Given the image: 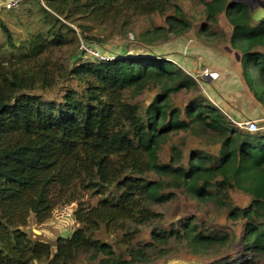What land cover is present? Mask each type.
<instances>
[{
    "label": "trees",
    "instance_id": "trees-1",
    "mask_svg": "<svg viewBox=\"0 0 264 264\" xmlns=\"http://www.w3.org/2000/svg\"><path fill=\"white\" fill-rule=\"evenodd\" d=\"M34 1L46 27L28 39L16 43L0 21V264H149L174 246L206 258L236 243L195 216L160 228L156 207L178 191L226 208L229 219L244 223L246 264L264 260V130H240L202 96L178 107L175 96L197 84L171 59L126 49L113 55L98 46L113 59L79 58L81 40H108L95 30L125 33L140 16L165 15V24L138 34L139 44L188 33L194 25L178 0ZM187 1L204 6L201 33L213 35L210 26L226 17L242 77L264 108V18L255 21L244 1ZM150 87L159 89L150 103L135 101ZM189 131L203 136L204 146L185 156L173 145L163 162L162 146ZM235 191L249 197L245 206L232 203ZM73 203L78 227L70 236L50 243L28 231L32 217L45 223ZM147 223H156L152 241L135 243ZM103 230L122 233L120 249L98 237ZM206 264L239 263L223 257Z\"/></svg>",
    "mask_w": 264,
    "mask_h": 264
},
{
    "label": "rangeland",
    "instance_id": "rangeland-1",
    "mask_svg": "<svg viewBox=\"0 0 264 264\" xmlns=\"http://www.w3.org/2000/svg\"><path fill=\"white\" fill-rule=\"evenodd\" d=\"M238 1L246 2L255 12L260 7L259 2L255 0ZM178 2L189 14L194 25L193 29L184 35L161 39L152 46L139 44L136 40L138 34L165 24V15L155 13L134 18L129 31L125 33L119 30L111 31L108 27L97 29L93 33L100 38L107 37L108 40L100 45H91L98 46L99 49L113 55H118L126 49L129 53L151 54L171 59L197 84L191 90L183 91L175 96L174 103L178 107L184 109L192 99L202 96L222 112L232 124L254 120L261 127L260 131L264 130V108L256 101L242 77L240 56L238 58V52L230 45L232 27L226 17L220 15L218 23L210 26L214 34L206 35L201 33V28L206 23L204 6L187 0H178ZM41 7L38 2L28 0L18 8L10 11L4 10L0 14V21H3L11 30L16 43L28 39L30 33L46 27ZM5 43L6 37L0 27V46L3 49H5ZM79 58L83 62L93 60L84 54H79ZM74 61L76 59L69 62L70 66ZM73 85L76 83L73 82ZM61 87V90L64 89L63 86ZM158 93V88L150 87L135 98V101L140 104L150 103ZM129 97H131V92L126 94V98L129 99ZM205 141L203 136L197 135L193 131L174 134L162 146L160 158L163 162H168L173 145H180L183 154L188 156L192 150L202 148ZM95 200L92 202L94 203ZM231 201L235 205L245 206L249 197L235 191L231 193ZM156 210L162 218V222L158 225L160 228L169 229L180 221L195 216L206 227H215L223 233L231 234L237 240L231 247L214 251L206 258L190 255L182 246H174V250L167 257L155 259L149 264H190L195 262L206 264L223 257L236 259L239 264H246V261L251 258L244 256L239 243L244 231V223L229 219L227 209L222 208L216 202L201 204L178 191L175 199L164 206L156 207ZM155 225L156 223H147L141 226L135 243L152 241L151 231ZM77 227L78 225L73 226L68 221L56 220L52 215L51 219L45 223H39L32 217L27 229L33 237L54 243L58 237L70 236ZM98 237L113 244L116 249H120L117 241L122 237L121 232L111 234L103 230L98 234ZM254 264H264V260L256 257Z\"/></svg>",
    "mask_w": 264,
    "mask_h": 264
},
{
    "label": "built area",
    "instance_id": "built-area-1",
    "mask_svg": "<svg viewBox=\"0 0 264 264\" xmlns=\"http://www.w3.org/2000/svg\"><path fill=\"white\" fill-rule=\"evenodd\" d=\"M25 1H28V0H0V14L4 10L10 11V10L18 8L20 4ZM40 1L43 3V0H40ZM80 51L82 52V54L92 59H99V60L113 59V57H108L102 54L99 50H97L96 47L92 46L89 43H86L83 40H81ZM234 124L240 130L248 131L251 133L259 132L261 130V127H259L258 123L254 120L234 122ZM75 206L76 205L73 203L71 205L55 210L53 213L54 218L59 221L61 220L68 221V223H71V225L73 226L77 225V222L75 220V215H74Z\"/></svg>",
    "mask_w": 264,
    "mask_h": 264
},
{
    "label": "water",
    "instance_id": "water-1",
    "mask_svg": "<svg viewBox=\"0 0 264 264\" xmlns=\"http://www.w3.org/2000/svg\"><path fill=\"white\" fill-rule=\"evenodd\" d=\"M258 1L260 4V7L257 9V11L255 12V14L253 15V19L255 21H260L261 19L264 18V1L263 0H255ZM130 54H133L132 52ZM238 58H239V54H237ZM190 264H201L199 262H195V263H190Z\"/></svg>",
    "mask_w": 264,
    "mask_h": 264
},
{
    "label": "crops",
    "instance_id": "crops-1",
    "mask_svg": "<svg viewBox=\"0 0 264 264\" xmlns=\"http://www.w3.org/2000/svg\"><path fill=\"white\" fill-rule=\"evenodd\" d=\"M72 232V231H71ZM71 235V234H70Z\"/></svg>",
    "mask_w": 264,
    "mask_h": 264
}]
</instances>
